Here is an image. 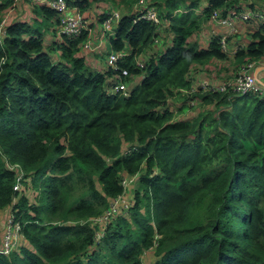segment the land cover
Masks as SVG:
<instances>
[{
    "label": "trees",
    "instance_id": "obj_1",
    "mask_svg": "<svg viewBox=\"0 0 264 264\" xmlns=\"http://www.w3.org/2000/svg\"><path fill=\"white\" fill-rule=\"evenodd\" d=\"M98 1L67 0L81 12ZM11 2L0 0V14ZM135 2L121 8L108 39L129 50L119 63L133 73L135 54L152 52L127 97L108 92L109 70L86 62L84 31L46 41L55 9L24 0L31 15L8 25L0 41V209L17 196L23 236L12 252H0V264H143L150 247L154 264H264V101L253 93H185L193 67L228 56L220 33L207 46L194 38L205 19L194 12L198 0H147L169 21L160 30L136 17ZM230 4L209 0L203 11L242 9ZM155 36L162 48L153 52ZM250 37L234 55L240 63L264 54V26ZM174 93L183 103L172 119L166 99ZM197 104L207 108L196 111ZM8 163L25 173L16 193ZM135 172L134 204L95 244L87 219Z\"/></svg>",
    "mask_w": 264,
    "mask_h": 264
},
{
    "label": "built area",
    "instance_id": "obj_2",
    "mask_svg": "<svg viewBox=\"0 0 264 264\" xmlns=\"http://www.w3.org/2000/svg\"><path fill=\"white\" fill-rule=\"evenodd\" d=\"M38 3L45 4L57 11L55 27L59 34L67 36L78 35L86 31V37L79 43L83 50H93L96 45L90 36V27L88 18L81 12L77 5H69L67 0H35ZM17 0H12L8 7L6 16L0 17V41L7 33V27L10 24V11L16 5ZM134 10L137 12V18H145L152 21L157 29L164 28L169 24V21H162L158 15V10L155 5L147 4V0H137L134 3ZM99 13H105V16L100 21V36L110 38L115 32L114 25L118 23L120 11L114 8H103ZM208 24H211L210 33H215L213 24L226 26V31L220 33L219 41L222 50L228 55H235L236 51L243 44H236L232 47L229 45L228 36L237 31L236 21L255 20L264 26V5L253 8H236L232 7L222 14V11L214 7L208 15ZM159 37H154L155 44L158 43ZM129 53L128 49L115 50L111 48L105 56V68L102 71L109 70L108 75V92L123 97H127L132 88L139 83L145 73L146 59L151 57V53H143L142 51L134 56V64L139 67L138 72H131L128 67L121 65L122 61ZM198 65V64H197ZM206 64L198 65L191 69V74L197 71H203ZM256 60H245L238 64L236 71L228 75H222L218 81L205 77L200 80H193L190 88L185 89L189 94L194 92H228L229 94H245L253 93L264 101V79H258L255 73ZM191 104L194 99L190 100ZM9 168L16 169V177L13 183V191L19 192L22 188V182L25 178L23 168L18 163H8ZM139 172L131 175H123L121 178L122 192L112 197L109 200L108 206L99 214L89 217L87 220L93 226V241L98 243L104 233L106 224L112 219L116 213H126L131 206V190L138 179ZM17 196L14 194L11 203L6 206L7 214L1 228L0 237V252L8 254L12 252L19 244L23 236L21 223L14 218L13 205Z\"/></svg>",
    "mask_w": 264,
    "mask_h": 264
},
{
    "label": "crops",
    "instance_id": "obj_3",
    "mask_svg": "<svg viewBox=\"0 0 264 264\" xmlns=\"http://www.w3.org/2000/svg\"><path fill=\"white\" fill-rule=\"evenodd\" d=\"M190 1L192 0H186V2H190ZM225 1H231L230 5L232 6L235 5L240 8H253V7H261V5L262 6L264 5V0H225ZM208 2L209 0H198L197 5L194 7V12L198 16L204 18L205 14L203 10L205 6L208 4ZM23 3H24V0H17L14 9L10 11V14H9L11 21L22 18L19 14V10L16 8ZM103 7H108V6H103ZM109 8H113V7H109ZM217 8H219L221 11L226 10L224 6H220ZM15 11L16 13H14ZM97 11L99 12V10ZM98 12L94 13L91 8H88L87 10L83 11V14L89 20L90 36L92 37L93 42L96 45L95 49L89 50L90 52L87 54V57L85 58V60L93 69L102 70V68L103 69L105 68V62H104V58L101 52H105V51L108 52L112 47L109 44L108 38H104L100 36L101 26L96 16ZM26 15H27V11H25L23 16H26ZM204 21L205 19L203 20L198 32L195 33L194 35V38L201 42L200 43L201 46H207L211 38L210 37L211 35L209 34L210 33L209 30L212 27V25L208 23H205L203 25ZM235 25L237 27V31L235 33L229 34L228 36L230 47L236 44L244 45L251 38L250 33L254 31L255 29H257L258 27V23L256 21L245 22V21L237 20ZM213 26L215 27L216 33H222L226 31L227 29L226 26L219 25V24H213ZM201 28H202V31H200ZM206 28H207L206 33H204ZM49 30H50L49 33H47L45 37V39H50L48 42H51L52 40L60 39L58 38L59 33L57 31V28L54 26V22L51 25V28H49ZM166 33H167L166 42H168V40L170 41V37L167 31ZM160 40L161 39H159L158 43L154 45L155 47H154L153 52H155V50L162 48V45H160ZM146 52L151 53V50H146ZM237 59L238 58L235 57L234 55H228L227 57L225 56L224 58H221V59L210 58L207 62H205L207 69L204 68L203 71H198L197 73H195L194 80H200L205 77H208V78L218 81L220 77H222V75H228L236 71L238 64L240 63L239 61H237ZM255 60H256L255 73L258 79L262 81L264 79V54ZM213 65L215 69L214 67H212ZM222 67H225V68H222ZM208 70H211L210 74L207 73ZM124 175H128V174H124ZM6 208L7 207L5 206L0 209V232H1L3 222L6 218V214H7Z\"/></svg>",
    "mask_w": 264,
    "mask_h": 264
},
{
    "label": "rangeland",
    "instance_id": "obj_4",
    "mask_svg": "<svg viewBox=\"0 0 264 264\" xmlns=\"http://www.w3.org/2000/svg\"><path fill=\"white\" fill-rule=\"evenodd\" d=\"M131 2L133 3V2H135L134 0H102V1H98V2H94V3H92V5L90 6V8L93 10V12L95 13V12H97V10H102L104 7L103 6H108V7H113L114 9H118L119 11L121 10V8L123 7V8H129V6H130V4H131ZM16 9H18L19 10V14H20V16L21 17H24L23 15H24V13H25V11H27V16H29V14L31 13V9L28 7V5H27V3H24V4H21L20 6H18ZM22 9V10H21ZM7 10H8V7H6L2 12H1V14H0V17L1 16H6V14H7ZM21 10V11H20ZM121 12V11H120ZM14 13H16V11L14 12ZM99 14L97 13L96 14V16H98ZM97 19H98V17H97ZM208 17H206L205 16V21H204V23H203V25L205 24V23H208ZM169 25V24H168ZM164 29V28H163ZM161 30V33L163 34L164 33V30ZM206 30H207V28L205 29V31H204V33H206ZM200 31H202V28L200 29ZM60 39H61V37H60ZM60 39H59V41H60ZM50 39H46V41L48 42ZM102 53V55H103V58L105 59V56H106V51L105 52H101ZM56 55H58V54H53V56H56ZM56 58V57H55ZM212 67H214V65L212 66ZM222 68H225V67H222ZM205 69H207V68H205ZM214 69H215V67H214ZM198 72V71H197ZM196 72V73H197ZM207 73H211V70H208V72ZM186 90H184V92H185ZM187 92V91H186ZM185 92V93H186ZM194 93H197V92H194ZM200 93H204V92H201L200 91ZM188 94V93H187ZM193 94V93H192ZM176 95H178L177 93H174V94H172L171 96H168L167 97V99H166V101H167V104L169 105V108L171 109V110H173V116H172V119L173 118H178L179 116H181V113H182V110L180 109V105L183 103V100L182 99H178V98H175L176 97ZM194 104V103H193ZM193 104H191V102L189 101L188 102V105L186 106V108L184 109V112H185V115H188V111H186L187 110V107L189 106V105H193ZM206 107V105H201V104H197V106L196 107H194V110H198V109H200V108H205ZM207 108V107H206ZM189 109V108H188ZM246 146H248V143H246ZM157 171V167H155L154 169H153V172L152 173H155ZM98 186H99V184H97ZM135 186H136V183H135V185L133 186V188H132V190H131V193H132V197H131V206L134 204V188H135ZM109 204V203H108ZM130 208V207H129ZM129 208H128V210H129ZM128 210H127V212H128ZM127 212L126 213H124V214H127ZM153 247H150V248H148L147 250H145V252H143V255H142V259H143V264H154V262H155V260H156V255L153 253Z\"/></svg>",
    "mask_w": 264,
    "mask_h": 264
}]
</instances>
